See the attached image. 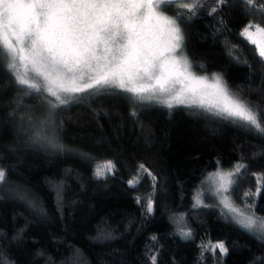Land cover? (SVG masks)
<instances>
[{
    "label": "trees",
    "instance_id": "1",
    "mask_svg": "<svg viewBox=\"0 0 264 264\" xmlns=\"http://www.w3.org/2000/svg\"><path fill=\"white\" fill-rule=\"evenodd\" d=\"M200 3L165 11L181 27L194 70L220 74L264 112V58L241 35L249 23L264 27V0ZM8 65L0 56V261L264 264V241L208 191L210 175L232 172L230 201L242 211L250 202L264 217V134L197 106L141 105L108 88L51 108L39 138L34 115L54 98L26 95ZM109 161L112 172L98 178ZM217 243L226 254L203 250Z\"/></svg>",
    "mask_w": 264,
    "mask_h": 264
},
{
    "label": "snow or ice",
    "instance_id": "2",
    "mask_svg": "<svg viewBox=\"0 0 264 264\" xmlns=\"http://www.w3.org/2000/svg\"><path fill=\"white\" fill-rule=\"evenodd\" d=\"M246 3L254 5L256 0ZM169 6L192 12L203 5L200 0H0V56L9 59L8 67L26 95L47 93L54 98L48 100L50 109L75 94L115 88L141 105L198 106L264 134L259 107L231 94L220 76L209 80L192 71L180 52L183 36L177 21L164 15ZM241 35L264 58V27L249 23ZM113 168L106 162L95 175L104 177ZM213 175L219 182L217 192L227 193L233 173ZM5 182L0 169V185ZM222 203L243 229L264 239V217L251 211L250 202L245 205L248 211L228 198ZM216 249L227 253L222 243L203 250Z\"/></svg>",
    "mask_w": 264,
    "mask_h": 264
},
{
    "label": "rangeland",
    "instance_id": "3",
    "mask_svg": "<svg viewBox=\"0 0 264 264\" xmlns=\"http://www.w3.org/2000/svg\"><path fill=\"white\" fill-rule=\"evenodd\" d=\"M185 2H187V0H185ZM164 7V5H161V8H163ZM164 15H167V16H169V17H171V18H174V19H176L174 16H171L170 14H168V13H166L165 11H164ZM176 21H177V19H176ZM177 25H178V21H177ZM257 25V24H256ZM178 27H179V25H178ZM180 28V31H181V27H179ZM252 31L254 32L255 31V29H252ZM181 34H182V31H181ZM254 38H258V37H254ZM180 52H182L183 54H184V56H186L187 57V59L189 60V62H190V64H191V66H192V71L195 73V75H197V76H207L208 78H209V80H211L212 78H213V76L214 75H218V76H220L221 77V79H222V81H223V83L226 85V87L228 88V90H229V92L231 93V94H234V92L233 91H231L230 89H229V87L227 86V84H226V82L223 80V77L220 75V74H218V73H214V74H212V75H208V74H200V73H198L197 71H195L194 70V68H193V63H192V60H190L189 58H188V56L186 55V53H185V49H183V40H182V46H181V49H180ZM178 54H179V52H178ZM9 59H8V64H9ZM47 94V93H46ZM235 95V94H234ZM236 96V95H235ZM46 99V98H45ZM48 99H46V101H47ZM176 106V105H175ZM180 106H182V105H180ZM198 107V106H197ZM47 108V110H48V112H47V110H45ZM203 110H205L204 108H202ZM210 113H213V114H215L214 112H210ZM52 110L50 109V106H48V105H44V107H43V109L40 111V110H38L37 111V113H36V115H34L35 117V120H34V122H36V119H38V124L36 123V127H37V129H36V131L38 130V132H36V136H38L39 138L41 137L40 136V133L39 132H41L42 134H43V132H45V131H47V129L49 128V123H50V121H49V119H50V117H52ZM46 118V119H45ZM44 120V121H43ZM46 120V121H45ZM41 122V123H40ZM34 128H35V126H34ZM40 130V131H39ZM51 130V129H50ZM49 130V131H50ZM220 173H227V172H220ZM231 179H233V177H231ZM208 181H209V185H208V191L209 192H211L214 196H215V199H216V203H217V205H219L220 206V208H221V210L223 211V213H225L229 218H233V216H234V214L233 213H231V212H229V210L227 209V208H225L224 207V205H223V203H222V201H223V199H225V198H228L229 199V197L227 196V194L225 193V192H223V191H221V192H217V189H218V187H219V182H218V179L217 178H215L214 177V175L212 174V175H210L209 176V179H208ZM230 187V186H229ZM205 192V191H204ZM229 201H230V199H229ZM231 202V201H230ZM231 203H233V202H231ZM234 204V203H233ZM235 205V204H234ZM236 206V205H235ZM237 207V206H236ZM238 208V207H237ZM239 209V208H238ZM235 220V219H234ZM263 241H264V239H262Z\"/></svg>",
    "mask_w": 264,
    "mask_h": 264
}]
</instances>
